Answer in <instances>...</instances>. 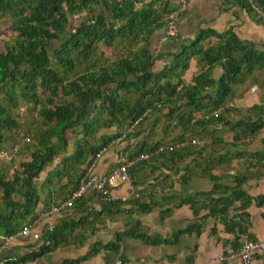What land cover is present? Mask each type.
I'll return each mask as SVG.
<instances>
[{
    "label": "trees",
    "instance_id": "trees-1",
    "mask_svg": "<svg viewBox=\"0 0 264 264\" xmlns=\"http://www.w3.org/2000/svg\"><path fill=\"white\" fill-rule=\"evenodd\" d=\"M235 1L250 14L262 19L264 0ZM252 5L261 10V15L252 10ZM175 9L174 0H0V24L3 17L9 18L14 33L12 39L5 42L4 53H0V151L6 138L4 134L19 126L11 110L18 108L21 102L29 103L44 122L52 124L44 131L33 134L36 143L29 159L17 163L19 170L11 178L6 179L0 173V236L14 234L23 222L34 217L37 204L46 208L50 203L64 201L75 190L83 168L73 177V186L61 198L53 189L42 186L38 190L34 182L38 174L52 164L53 158L66 148L64 134L68 130L81 137L76 140L75 152L60 160L61 169H54L53 177L57 180L66 176L74 166L88 164L90 158L112 141L118 132L109 135V130L132 122L143 112L146 114L144 117L163 115L154 121L142 142L123 154L126 158L141 152L148 155L147 161L136 162L130 168H158L162 165L164 169H176L183 159L204 150L205 139L209 145L213 144L224 127L232 131L234 141L244 136H255L264 127L261 117L250 121L244 115L230 122L223 114L226 110L208 121L194 118L195 114L208 112L226 102L246 81L249 85L264 87V53L254 50L250 42L239 40L230 29L221 34L201 31L188 45L169 54L166 66L155 73L148 72L151 60L149 38L162 29L166 16ZM83 13L87 18L70 29V18ZM210 35L217 38L216 43L202 49L201 42ZM53 41L59 42V45L48 51V44ZM100 44L115 50L114 60L108 65L102 54L97 52ZM190 59H195L200 68L205 65V69L184 84L182 74ZM217 62L221 66V73L216 79H210L208 68ZM69 75L74 76L68 79ZM207 88L212 90L205 93ZM68 97L73 100H65ZM56 99L59 104H55ZM260 108L253 106L250 111L259 109L264 114V106ZM217 125L219 128H216ZM101 130H107V135L90 144L89 138ZM157 133L162 139L153 141ZM193 137L205 142L152 155L158 144L174 145L188 142ZM243 154L244 174L229 175L234 184L230 200H211L209 215L225 214L226 208L235 199L240 200L241 206L250 204L251 198L240 189V183L244 181V175H248L249 169H264V144L261 152L246 154L237 151L231 157ZM228 159L219 156L215 160L198 162V175L212 180L214 177L209 173L211 168ZM50 176L48 174L44 179L47 184L50 183ZM214 191L215 185L194 197L205 198ZM16 194L20 197L14 199ZM84 196L71 209L75 206L78 208L80 201L85 204ZM191 201L186 199L184 202ZM254 202L256 206H264V196L256 198ZM149 207L140 204L139 210L144 212ZM27 213L29 216L25 218ZM237 216V221H227V230H244V220ZM78 224L80 221L71 219V216L57 221L47 236L48 244L39 245L1 264H14L42 256L57 247L60 238L65 239L66 230H73ZM113 236V240L102 247L115 250L117 240L122 236L140 237L150 243L155 241L154 236L144 234L137 226L117 231ZM236 239L234 235L232 242H236ZM96 251L97 248L92 247L84 256L65 260L61 264L76 262Z\"/></svg>",
    "mask_w": 264,
    "mask_h": 264
},
{
    "label": "crops",
    "instance_id": "crops-1",
    "mask_svg": "<svg viewBox=\"0 0 264 264\" xmlns=\"http://www.w3.org/2000/svg\"><path fill=\"white\" fill-rule=\"evenodd\" d=\"M187 5V10L178 19L176 38L159 42L161 30L150 36L148 53L151 60L147 67L148 72L155 73L166 66L169 62L168 55L188 45L201 31L221 34L230 29L239 40L250 42L254 50L264 53V15L262 19H258L235 0H188ZM216 41L217 38L210 35L201 42L202 49H208ZM204 69L205 65L200 68L195 59H190L182 74L183 83L187 84L191 77ZM220 73L221 66L218 62L208 68L210 79H216ZM248 83L246 81L236 94L226 100L235 105L223 113L230 122L244 115H247L250 121L261 117L264 122V114L259 110L264 106V87ZM211 90L207 88L205 93ZM253 106L259 107L258 111H250ZM161 115L163 114L143 117L130 134L101 154L94 165V174L100 175L110 171L114 164L115 152L126 153L142 142L154 121L162 118ZM214 127L215 123L212 129ZM173 132L177 133L175 130ZM107 133L105 130L102 135ZM232 136L233 133L228 127L222 128L213 144L209 145L205 139L204 150L183 159L176 169H164L162 165L158 168H129V181L116 183L112 194L118 201L123 196L127 197L133 190L138 194L137 198L124 203L114 201L112 204H102L97 195L87 193L84 196L85 204L80 201L78 208L75 206L70 210L63 209L54 216L56 221L69 216L75 221H80L73 230L65 231L66 237L60 238L57 247L42 256L14 264H61L65 260L84 256L92 247L97 248L95 253L69 264H114L117 259L120 260L119 264H241L236 259L219 262L215 260V256L222 250L237 246L238 241L243 238L264 240V206H256L254 202L256 198L264 196V169H249L248 175L245 174L244 181L240 183V189L251 198L248 206H241L240 200L235 199L226 208L225 214L211 216L208 214V205L212 204L211 200L218 198L230 200L234 184L229 175L244 174L242 160L245 154L234 158L231 155L237 151L246 154L261 152L264 127L255 136H244L238 141H234ZM161 137L157 133L153 141L162 139ZM219 156L229 159L211 168L209 173L214 177L212 180L198 175V162L215 160ZM213 185L215 191L210 196L194 197L197 193L211 190ZM186 199L192 201L185 203ZM140 204L150 207L143 212L139 210ZM42 206L37 204V212L44 208ZM237 215L244 220V230H227V221H237ZM43 225L44 220L36 229L41 230ZM133 226H137V229L146 235L154 236L155 241L150 243L140 237L122 236L117 240L115 250L102 247L113 240L114 233ZM195 226L197 229H194ZM234 235L237 236V241L233 243ZM36 247L37 241L32 239L30 234L16 235L10 245L0 251V264L5 260L14 259L15 256L24 255ZM245 264H264V253L252 255Z\"/></svg>",
    "mask_w": 264,
    "mask_h": 264
},
{
    "label": "built area",
    "instance_id": "built-area-1",
    "mask_svg": "<svg viewBox=\"0 0 264 264\" xmlns=\"http://www.w3.org/2000/svg\"><path fill=\"white\" fill-rule=\"evenodd\" d=\"M187 2L188 0H175L176 9L169 13L165 18V24L161 29V33L159 36V42L163 43L174 39L178 36V19L179 17L187 10ZM252 10L255 11L258 15H261V10L258 7L251 6ZM263 17V16H262ZM235 105L231 101H227L222 103L221 105L213 108L208 112H200L195 114L194 118L196 120H205L208 121L216 116H219L223 113L226 108H234ZM145 112L139 114L132 122H130L128 128H132L135 124L142 121L145 116ZM120 137L116 138V141H119ZM25 140H28L25 139ZM24 142V141H23ZM204 139L194 140L191 139L189 141V145H199L204 143ZM186 146V143L180 142L174 145H163L158 144L152 155H158L163 152H171L173 149H180ZM19 144H14L7 156L12 157L19 151ZM106 151V148L101 149L97 154L94 155L93 158H90V163L86 166L83 175L80 177L77 186L73 193L64 201L59 203H52L47 208H43L39 210L37 214L28 221L22 223V225L18 228L16 232L12 235L0 236V251L9 246L11 241L14 239L16 235H26L30 234L32 239L37 241L38 245L48 244L49 239L48 235L53 231L54 226L57 224V221L54 218L57 213H60L63 209L70 210L73 204L79 200L81 197L86 195L87 193H93L99 196L100 200L105 203H113L115 198L112 195V189L114 185L119 182L128 181V173L127 169L139 160H146L147 154L139 153L138 155H134L130 158H126L122 156L120 153L114 154V166L113 168L104 175H95L92 173V169L99 159L100 155ZM5 154L4 150H1L0 155ZM136 192L132 193L130 196L122 197L121 201H126L131 197H135ZM53 219V220H51ZM44 220L43 228L36 229V226ZM50 220V221H49ZM264 252V240H239V244L233 248H228L226 250H222L220 253L216 254L215 260L217 261H228L231 259L238 260L241 264H245L248 259L252 255L260 254ZM119 259L115 260L114 264H119Z\"/></svg>",
    "mask_w": 264,
    "mask_h": 264
},
{
    "label": "rangeland",
    "instance_id": "rangeland-1",
    "mask_svg": "<svg viewBox=\"0 0 264 264\" xmlns=\"http://www.w3.org/2000/svg\"><path fill=\"white\" fill-rule=\"evenodd\" d=\"M87 17L85 13L82 15H76L72 18H70L69 25L70 29L75 28L80 21L85 20ZM14 33L11 29V24L9 18L3 17L1 24H0V53H4L5 50V42L12 39ZM59 45V42L53 41L48 44V51H52L56 49ZM98 53L102 54V57L107 61V65L109 62L114 60L115 50L106 48L102 44H100V47L98 48ZM74 75H69L68 79H72ZM42 92V90H40ZM2 95H0V98ZM65 100H73L72 97L65 98ZM55 104H59V100H55ZM91 111V110H90ZM38 111L31 107L29 103L25 104L24 102H21L20 106L16 109L11 110L12 116L19 122V126L15 127L13 130L9 131L8 133H5L4 136H6L5 141L1 145V150L5 151V154L0 155V173L4 174L6 179L11 178L12 174L19 170V167L17 163L29 159V154H31L33 150V146L36 143V140L33 136L34 133L39 132L40 130H45L48 126L52 125L47 124L43 121ZM126 126V123L119 128H112V130H109L111 135L115 132H120L124 129ZM82 131V130H81ZM105 130H101L98 132L94 137L89 138L90 144H95L96 142L100 141V138L102 133H104ZM64 137L67 141L66 148L60 152L59 155L55 156L53 158V162L51 165H48L46 168H44L43 172H40L37 176V179L34 180L35 186L38 190H40L43 187H46L48 189H53V191L56 194H59L58 198H61L63 195L66 194V191H68L73 186V177L77 175L81 169L83 168V165L81 167H73L71 169H77L72 171L71 169L67 172L66 176L60 177V179H56L53 177V171L54 169H61L60 160L63 158V156L67 157L72 155L76 150V140L81 137L78 135H74L72 131L68 130L64 134ZM28 140H25L27 139ZM24 141V142H23ZM14 144H19V151L17 154H15L12 157L7 156L10 148ZM68 170V169H67ZM50 176V183L44 182V179L46 175ZM75 178V177H74ZM43 192V191H42ZM20 196L16 194L14 196V199L19 198ZM56 197V196H55ZM0 202H1V195H0ZM29 216V213L25 215V218Z\"/></svg>",
    "mask_w": 264,
    "mask_h": 264
},
{
    "label": "clouds",
    "instance_id": "clouds-1",
    "mask_svg": "<svg viewBox=\"0 0 264 264\" xmlns=\"http://www.w3.org/2000/svg\"><path fill=\"white\" fill-rule=\"evenodd\" d=\"M226 102H227V101H226ZM226 109H227V108H226ZM226 109H225V110H226ZM225 110H224V111H225ZM224 111H223V112H224ZM139 123H140V122H139ZM129 124H130V122L126 124V126L124 127L123 130H121L120 132H118V134L116 135L115 138H113L112 141H110L106 146H103L101 149L106 148V151H105V152H107V150H108L110 147L112 148L116 143L120 142V141L123 140L128 134H130V133L134 130V127H135L138 123L135 124L132 128H128ZM115 132H117V131H115ZM115 132H114V133H115ZM120 136H121V139H120L119 141H116V138H117V137H120ZM191 139H192V138H191ZM191 139H190V140H191ZM190 140H189V141H190ZM194 140H200V139H194ZM189 141H188V142H187V141H184V143H186V145H189ZM179 143H180V142H179ZM166 145H168V144H166ZM169 145H170V144H169ZM191 146H196V145H191ZM101 149H100V150H101ZM100 150H99V151H100ZM99 151H98V152H99ZM0 152H1V151H0ZM98 152H97V153H98ZM105 152H104V153H105ZM97 153H96V154H97ZM116 153H120V152H117V151H116L115 154H116ZM141 153H144V152H141ZM102 154H103V153H102ZM120 154H121L122 156H124V155H123L124 153L121 152ZM138 154H139V153H138ZM138 154H136V155H138ZM144 154H145V153H144ZM100 156H101V155H100ZM133 156H134V155H133ZM130 157H132V156H130ZM130 157H127V158H130ZM147 157H148V155H147ZM143 160H144V159H143ZM147 160H148V158H147L146 160H144V161H147ZM139 161H142V160H139ZM139 161H136V162H139ZM136 162H135V163H136ZM89 163H90V159H89ZM89 163H88V164H89ZM114 163H115V162H114ZM135 163H134V164H135ZM88 164H86V165L83 166V169H82V170H83V173H84L85 168H86V166H87ZM134 164H132L131 166H133ZM113 166H114V164H113ZM113 166H112V168H113ZM131 166H130V167H131ZM130 167H129V168H130ZM93 168H94V167H93ZM112 168H111V169H112ZM129 168H128V169H129ZM128 169H127V173H128V177H129ZM108 172H109V171H108ZM108 172H107V173H108ZM83 173H82V175H83ZM92 173L94 174L93 169H92ZM104 174H106V173H104ZM104 174H100V175H104ZM82 175H81V176H82ZM95 175H97V174H95ZM81 176H80V177H81ZM80 177H79V179H80ZM79 179H78V181H79ZM128 181H129V179H128ZM128 181H126V182H128ZM77 183H78V182H77ZM112 191H113V190H112ZM133 192L135 193V191L131 190V193H130L128 196H130ZM95 195H96V194H95ZM112 195H113V194H112ZM97 197L99 198L98 195H97ZM123 197H124V196H123ZM137 197H138V194L136 193V196H135V197H131L130 199L137 198ZM130 199H128V200H126V201H121V198H120L118 201H121V202H127V201H129ZM99 200H100V198H99ZM114 201H117V199H115ZM113 203H114V202H113ZM49 206H50V205H49ZM99 210H100V209L98 208L97 211H99ZM32 218H33V217H32ZM30 219H31V218H30ZM30 219H29V220H30ZM27 221H28V220H27ZM243 239H245V238H243ZM240 240H241V239H240ZM246 240H248V239H246ZM238 242H239V241H238ZM238 244H239V243H238ZM238 244H237V245H238ZM38 246H39V245L37 244V247H38ZM37 247H36V248H37ZM36 248H33V249H36ZM232 248H233V247H232ZM263 253H264V252H263ZM260 254H261V253H260ZM255 255H256V254H255ZM119 261H120V260H119ZM220 261H221V260H220ZM220 261H219V262H220ZM223 262H225V261H223Z\"/></svg>",
    "mask_w": 264,
    "mask_h": 264
}]
</instances>
